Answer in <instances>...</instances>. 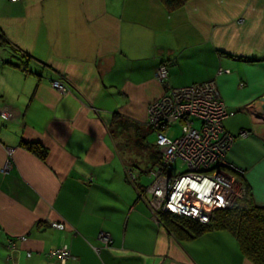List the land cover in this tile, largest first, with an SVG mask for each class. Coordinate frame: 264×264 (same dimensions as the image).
I'll return each mask as SVG.
<instances>
[{"label": "crops", "instance_id": "crops-1", "mask_svg": "<svg viewBox=\"0 0 264 264\" xmlns=\"http://www.w3.org/2000/svg\"><path fill=\"white\" fill-rule=\"evenodd\" d=\"M206 82L236 111L225 130L249 132L226 157L249 169L262 206L264 0H190L174 11L162 0H0V264H253L227 232L178 238L160 226L139 193L141 163L130 161L144 151L113 134L117 124L129 145L165 87ZM65 246L62 263L51 252Z\"/></svg>", "mask_w": 264, "mask_h": 264}, {"label": "rangeland", "instance_id": "rangeland-1", "mask_svg": "<svg viewBox=\"0 0 264 264\" xmlns=\"http://www.w3.org/2000/svg\"><path fill=\"white\" fill-rule=\"evenodd\" d=\"M13 1H16V0H13ZM3 62H7V60L3 59ZM8 64L10 65V62L8 60ZM162 67V70L163 72L166 71V68L161 66ZM162 70L160 71V69H158V72H157V79L159 81H161L162 83L164 81H166L168 78H169V70L166 71L167 72V78H163V72ZM229 71V70H228ZM224 73H227V72H224ZM230 73V71H229ZM58 87H56V84ZM197 84H203V83H197ZM196 84V85H197ZM67 83H65L64 81L62 80H55L53 82V88H55V90H58L60 91L61 93H66L68 88H67ZM182 88H185V87H179V88H168V87H165V93L155 99L153 102L149 103L148 107H147V122H146V125H147V129H152L151 130V134H149L148 136V142L151 144V147H152V152H154L155 154L152 155V157H155V164L153 163L152 164V161L149 163L151 164L152 166V171L154 169H159V168H163L164 167V163H162L163 159L165 160V156H164V152L165 153H168V148L164 147V152H162L160 149L162 148L160 145H159V139H157V135H159L160 133L162 134H165L166 131L168 133V135L174 139V141L176 140H182V139H186V131L185 129L188 128L189 126H193V124L186 120V119H191V118H197V116H200V114H196L195 117L191 116L190 113L187 111V112H184L182 114V117L181 116H178L177 115V111L183 106V103H184V100L186 99V96H183L182 93H180L181 90H178V89H182ZM218 92H219V89L218 87L216 86ZM191 93V92H190ZM189 93V95H190ZM214 93H215V90H214ZM213 94V92H212ZM219 95H220V92H219ZM221 97V95H220ZM211 98V96H210ZM210 98L208 99V102L210 101ZM222 99V98H221ZM264 99V98H263ZM223 101V99H222ZM224 103V101H223ZM224 105L227 107L229 113H230V116L228 115L221 123V126H222V129H223V133H220V134H217V133H211L209 136H206L204 137V140L203 142L206 143V142H213L214 144L218 145L219 146V142L220 140H224L225 141V151H218L217 153V156L218 158L216 159V161H213L211 163H208L206 161L204 162H201L200 165L198 166V171L200 174H205L207 176H210V177H213V178H218L219 176H222V178H224V180H227L224 184L227 185V184H231L233 185V194L232 193H228L225 191V188H223V192L222 193H226L227 195H229L230 197L228 199H226L225 201L223 202H208L206 204H209L210 206H213L212 208L210 207H207V212H204L202 214V216L204 215L208 220L207 221H200L198 219H192L190 216L186 215V214H179V213H175L182 216V218H178L176 219L177 223L170 225V222L167 221V218H165L166 215H169V213H172L170 211H168L166 209V207H164V205L161 207L162 208H156L154 207V205L152 204L151 202V199H150V196L153 197V185H154V177L152 179V174L149 176V178L151 179H148V174H143L142 176V185L145 186V189H141L140 190V195L141 196H145V197H142L150 212L152 213V215L154 216V219L156 222H158V224L160 226H163L166 230H168L169 232H171V234H173L174 236L178 237V238H182V237H190V235L188 234L187 235V232L191 231V228L189 227V222L187 221V219H192L196 222H199L201 224H209L212 222V220L215 218L216 216V213L220 210H230V209H237V207H242V208H245L246 210H254L256 208H261L263 209L264 211V205L262 206H259L257 205L256 203V198L258 196H260L259 192L257 193L256 191L257 190H254V187H249V185H247L246 183V179L247 177V174L250 173L249 169L248 168H244L242 166H239L238 164L235 165L234 163H231L227 160V157H226V153L229 151V149L231 148L232 144L234 143V140H238V137L240 138H246L249 136V132L247 131H241V133L239 134V136H233L232 134H230L229 132H227L225 130V127H224V122L235 116L236 115V111L234 110H230L228 108V106L224 103ZM263 106V107H262ZM262 107V110H263V113H264V103H262V105L260 106ZM190 110L192 112L196 111V108L193 106L190 108ZM159 111V114L157 115L156 112ZM257 116V121L258 123H262L264 122V114L262 115V113H257L254 114ZM153 120H151V118H153ZM186 118V119H184ZM201 122L198 121V120H195V126L200 129L201 128ZM160 127L161 130H156L157 127ZM115 129L117 127V129L113 132L115 138L116 137H119V140L122 142L123 145H121L122 147H125V148H128V146L130 145L131 148L135 147L133 145H136V143L133 141V140H130L129 141V145H128V137L127 135H124V133H119V128H118V125L115 124ZM122 132V130H121ZM200 132H202V130H200ZM132 139V137H130ZM229 138L232 139V141H229ZM236 138V139H235ZM118 139V138H117ZM189 142V141H187ZM197 146H201L199 144V141L197 140ZM137 148V147H136ZM142 151V150H141ZM144 151V150H143ZM150 153L151 152H147V155L148 157L150 156ZM147 155H146V152L144 151V158L140 157V159H135L134 161L130 160L131 163L135 162V163H141V167L142 169L144 170V172L148 171L150 168L146 169L144 166L147 165V162H148V159H147ZM222 155H224V159L222 158ZM150 158V157H149ZM158 163V164H157ZM148 164V166L150 167V165ZM166 169L171 171L170 174L168 175L170 180H166L165 182V186H167L170 190H173V185L171 183V180L173 181L176 177H178L180 174L183 175V174H188L190 172V166H189V163L184 161L182 159V157L176 155L175 158H172L167 164H166ZM171 167V168H170ZM129 178L131 179H134V178H137V171L134 167H129ZM156 178V177H155ZM232 180V181H231ZM174 182V181H173ZM204 182V181H203ZM261 184V183H260ZM137 186V185H136ZM216 190V189H215ZM159 194V192H157ZM199 193L201 195L204 194V188L202 187L201 189H199ZM207 193H210V190H207ZM224 196V195H223ZM199 199L198 198H193L192 197V200L195 202H197V200ZM209 201V200H208ZM232 215V214H231ZM254 216H251V218L254 220L253 218ZM262 217L264 218V212L262 214ZM204 219V217H203ZM247 219V218H246ZM230 220H232L234 223L236 221V217H231ZM239 220V218L237 219V221ZM242 221L246 222V220L244 218L241 219ZM258 220H254L253 222H256ZM264 221V220H263ZM55 224L57 225H62L60 223H52L51 226L53 228H57V226H55ZM178 225V226H177ZM64 226V225H63ZM181 227V228H177V227ZM175 227L177 229H175ZM241 227H242V224H241ZM244 228V227H243ZM63 230V229H62ZM223 232H227L234 240H231L233 242H235L234 244H232L233 248L237 247L239 245L238 241L235 239V237L228 231V230H225V229H222ZM178 231V232H177ZM218 230H213L211 232H217ZM241 234H243V232H239ZM205 234V233H204ZM196 236V235H194ZM198 237V236H196ZM228 235H225L224 238L226 240H228ZM107 238V237H106ZM25 238L22 237L21 240H24ZM99 240L102 241V244H104V236L103 238L101 237V235L99 236ZM15 245H17V240L14 241ZM238 243V245L236 244ZM12 242L11 240L9 241V245H8V248H9V251L10 253H14V251L17 250V247L16 248H13L12 246ZM113 244V238H112V243L111 245ZM110 245V246H111ZM240 247V245H239ZM62 249V248H60ZM240 249V252L239 254L242 256H245L242 251H241V248ZM59 250V249H57ZM56 251V250H55ZM54 252V250L52 251ZM52 252H51V256H59V255H52ZM12 253V254H13ZM60 257V256H59ZM61 260H62V257H60ZM245 258L250 262V263H253L247 256H245ZM67 261V260H66ZM65 261V262H66ZM63 260H62V263H65ZM254 264V263H253Z\"/></svg>", "mask_w": 264, "mask_h": 264}, {"label": "built area", "instance_id": "built-area-1", "mask_svg": "<svg viewBox=\"0 0 264 264\" xmlns=\"http://www.w3.org/2000/svg\"><path fill=\"white\" fill-rule=\"evenodd\" d=\"M161 70L162 68L160 71ZM166 71L163 72L162 70L163 78H167L168 76ZM224 72L229 73L228 70L221 69L219 71L220 74ZM56 87H58L57 84ZM178 90H181L180 93L186 96V99L184 100L183 106L177 111V115L182 117V114L188 111L193 117H195L197 113L200 114V116L191 119L184 118L190 121L194 126V128L189 126L185 129L186 139L174 141V139L168 135L167 131L165 134L160 133L157 135L159 145L162 147L160 150L164 152V147H166L168 148V153L164 152L165 160L163 159L162 161L164 167L153 170L152 179L154 177V185L152 189L154 194L153 197L150 196V199L156 208H162L161 205L163 204L170 212L178 210L182 214H186L193 218H199L200 221L203 220L202 222H204L208 219L204 215L202 216V214L207 212V207H213L206 203L211 201L213 204V202H223L228 199L230 196L226 193H222L223 188H225V191L229 190L226 192L233 194V190H230L231 187H227L226 189L228 184L225 185L224 183L227 180H224L222 176L216 179L205 174H200L198 171V166L201 162L206 161L211 163L216 161L218 158V151H225L224 140H220L219 146L213 142L204 143L203 140L204 137L209 136L211 133H223L221 123L228 115L230 116V113L224 105L214 82L192 85ZM209 98L210 101L208 102ZM193 106L196 108L194 112L190 110ZM156 114L158 115L159 111H157ZM153 119L154 117L151 118V120ZM195 120L201 122L202 125L200 129L195 126ZM156 130L161 129L158 126ZM200 130H202V132H200ZM197 140L201 146H197ZM229 141H232V139L229 138ZM176 155L182 157L184 161L189 163L190 172L188 174H180L173 180L174 182L171 180L173 190H170L165 186L166 180H170L169 176L166 177L164 174V172L169 169H166L165 166L172 158H175ZM222 158L224 159V155H222ZM202 187L204 188L203 195L199 193V189ZM207 190H210V193H207ZM157 192H159V194ZM192 197H199V199L194 203ZM55 226L59 229L64 228L63 225L55 224ZM103 241V245L106 247L110 246L112 243V239L108 237H104ZM11 242L13 243V248H16L17 245H15L14 241ZM52 255H59L64 262L71 257L70 249L67 246L52 252Z\"/></svg>", "mask_w": 264, "mask_h": 264}, {"label": "trees", "instance_id": "trees-1", "mask_svg": "<svg viewBox=\"0 0 264 264\" xmlns=\"http://www.w3.org/2000/svg\"><path fill=\"white\" fill-rule=\"evenodd\" d=\"M162 1L168 7L169 10L174 11L176 9L182 8L190 0H162ZM168 65H169L168 62H163L161 64V66L167 68V71L169 70ZM161 66L159 67V69L162 68ZM185 87H189V86H185ZM151 130L152 129L148 130L146 127L137 128L136 134L137 137L139 138L135 139L134 142L136 143V145L134 146L140 148L142 151L144 150L146 152V155L147 152H151L149 157L153 164L156 160L155 157H152V155L155 153L151 151L152 149L151 144H149V142L147 141L149 134H151ZM28 148L42 155L41 153L42 150L40 149L39 145L35 144V146H28ZM263 212L264 211L261 208H256L254 210L248 211L245 208L237 207V209L218 211L216 213L215 218L209 224H201L192 219H187V221L189 222V227L191 228V231L187 232V235L189 234L190 237H196L204 233L211 232L213 230H218V231H223L222 229L228 230L238 241L241 251L245 256H247L254 264H264V221H263L264 218L262 217ZM251 216H254L253 217L254 220H258V221L253 222L254 220L251 218ZM231 217H236L235 223L232 220H230ZM165 218H167V221H169L170 225H172V223L173 224L177 223L176 219L182 218V216L178 214L175 215V213H169V215H166ZM238 218L239 220L237 221ZM242 218H244L246 222L242 221L241 220ZM177 228H181V227L179 226ZM177 228L175 227V229ZM241 231L243 232V234L239 233Z\"/></svg>", "mask_w": 264, "mask_h": 264}, {"label": "bare ground", "instance_id": "bare-ground-1", "mask_svg": "<svg viewBox=\"0 0 264 264\" xmlns=\"http://www.w3.org/2000/svg\"><path fill=\"white\" fill-rule=\"evenodd\" d=\"M134 135H135V133H134ZM130 136H131V135H130ZM131 137H132V136H131ZM129 149L132 150V148L130 147V145H129ZM145 168H146V169L150 168L148 171L145 172L146 174H148V176H150V175L153 173L152 168L149 167L148 165H146ZM170 172H171V171H169V170H168V171H165V172H164L165 176L167 177V176L170 174ZM132 182H134L135 185H138L137 180L134 179V180H132ZM227 187H231L230 190H233V186H232L231 184H228V185L226 186V189H227ZM197 189H199V188H197ZM226 191H229V190H226ZM143 197H145V196H143ZM172 213H179V214L182 215V213L179 212L178 210H174V211H172ZM191 218H192V219H198V220H200L199 218H193V217H191ZM100 235H101V237L104 236V237H108V238L112 239V237L110 236V234L101 233Z\"/></svg>", "mask_w": 264, "mask_h": 264}, {"label": "water", "instance_id": "water-1", "mask_svg": "<svg viewBox=\"0 0 264 264\" xmlns=\"http://www.w3.org/2000/svg\"><path fill=\"white\" fill-rule=\"evenodd\" d=\"M262 103H264V99H262Z\"/></svg>", "mask_w": 264, "mask_h": 264}]
</instances>
